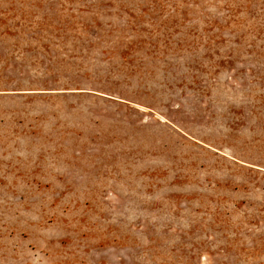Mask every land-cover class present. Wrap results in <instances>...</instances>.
Instances as JSON below:
<instances>
[{
	"label": "rangeland",
	"instance_id": "1",
	"mask_svg": "<svg viewBox=\"0 0 264 264\" xmlns=\"http://www.w3.org/2000/svg\"><path fill=\"white\" fill-rule=\"evenodd\" d=\"M0 264H264V0H0Z\"/></svg>",
	"mask_w": 264,
	"mask_h": 264
}]
</instances>
